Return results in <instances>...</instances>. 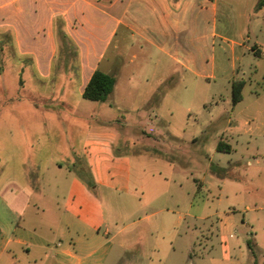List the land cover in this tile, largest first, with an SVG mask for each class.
I'll list each match as a JSON object with an SVG mask.
<instances>
[{"label":"crops","instance_id":"crops-1","mask_svg":"<svg viewBox=\"0 0 264 264\" xmlns=\"http://www.w3.org/2000/svg\"><path fill=\"white\" fill-rule=\"evenodd\" d=\"M257 2L0 0V31L11 32L19 61L31 62L34 92L42 93L43 79L53 73L52 61L57 51L55 19L61 18L62 28L76 49L74 68L66 75L64 88L68 90L67 98H72V91L78 96L80 104L75 108L83 117L91 116L84 106L87 104H83L87 99L82 97V92L95 69L124 79L128 64L138 59L144 64L151 63L152 70H160L166 78L172 77L178 69L195 77L204 76V68L198 71L194 62H207L209 40H228L225 33L217 31L226 28L224 23L231 28L252 25L264 34V3L257 8ZM229 45L234 53L239 43L231 40ZM130 50L132 52L127 55ZM247 50L263 59L264 39L254 41ZM236 68L238 73L240 65ZM17 69L24 74L21 63L17 64ZM249 70L251 75L257 72L252 63H249ZM59 73L61 71H54V75ZM261 79L264 90V71ZM232 80L235 79L229 81L230 86ZM19 84H24L22 78ZM126 88L117 89L115 77L108 98L102 102L92 101L99 103L94 109L103 114L106 109L123 104ZM35 97L29 101L38 111L36 103L41 96L35 94ZM7 98L6 101L11 99L9 94ZM32 116L39 120H0L6 122L10 146L0 151V264H106L114 236L101 195L91 190L130 195L129 155L116 149L113 152V134L104 131L105 128L89 127L80 139L79 120H66L67 129L63 132L62 128L58 129L60 120H47L42 113ZM236 131L237 135L247 134L239 125ZM79 147L84 165L80 161ZM254 151L255 156L260 155L256 145ZM82 168L90 171L89 180L82 176ZM212 175L225 180L215 171ZM91 180L94 185L89 188L85 182ZM192 180L197 187L188 204L180 205L181 200L176 199V210L160 209L173 217L172 236L186 216L197 220L206 216L202 213L206 200L197 198V191L204 187V179L192 175ZM229 225L228 221L219 219L218 231L225 259L230 257L234 237ZM251 239L248 240L254 246Z\"/></svg>","mask_w":264,"mask_h":264},{"label":"rangeland","instance_id":"rangeland-1","mask_svg":"<svg viewBox=\"0 0 264 264\" xmlns=\"http://www.w3.org/2000/svg\"><path fill=\"white\" fill-rule=\"evenodd\" d=\"M223 25L226 28L217 31L225 33L228 40L208 39L207 62H194L198 71L204 68V76L178 69L166 78L160 70L154 72L151 63L137 59L128 64L124 79L115 75L117 89L128 87L123 104L102 114L94 109L99 103L83 100L91 115L84 118L75 108L80 104L78 96L73 91L72 98L66 96V75L71 74L75 57L64 61L70 53H63L58 36L52 76L43 79L45 88L38 93L33 88L31 62L19 61L11 32L0 31V120H39L32 115L42 113L47 120H60L58 129L63 132L66 120H79L80 139L89 127L105 128L113 134V152L116 149L129 155L130 195L91 190L101 195L114 236L106 264H264V58L247 50L254 41L263 40L264 34L252 25ZM231 40L239 43L234 53ZM18 63L24 66V74L19 73ZM249 63L256 66L252 75ZM54 71L61 73L54 75ZM233 78L246 81L242 101L236 106L231 104L229 81ZM7 94L11 97L8 101ZM35 94L41 96L36 103L38 111L29 101ZM238 125L247 134L237 135ZM220 140L230 148L217 151ZM8 144L6 122H0V151L10 148ZM79 157L84 165L82 154ZM82 170L89 180L90 171ZM213 171L225 180L214 178ZM192 175L204 179L197 198L206 200L202 205L206 216L201 220L186 216L172 236L173 217L160 209L176 210V199L181 200L180 205L192 200L197 187ZM219 219L230 223L234 235L228 259L221 249ZM251 238L253 250L246 245Z\"/></svg>","mask_w":264,"mask_h":264},{"label":"trees","instance_id":"trees-1","mask_svg":"<svg viewBox=\"0 0 264 264\" xmlns=\"http://www.w3.org/2000/svg\"><path fill=\"white\" fill-rule=\"evenodd\" d=\"M264 0H258L257 2V8H259L261 5H263ZM55 30L56 35L58 36L60 40V48L65 54L67 51L70 53V56H67L65 54L64 61L67 63L68 58L75 57L76 55V49L74 45L72 44L71 40L68 38L66 32L62 28V20L61 18L57 17L55 19ZM69 58V59H70ZM72 60V59H71ZM72 65V64H70ZM74 68V66L72 65ZM115 84V77L114 75L110 73H106L102 70L95 69L89 80L87 81L86 85L84 86L82 97L84 99L90 100V101H105L110 93L113 90ZM245 84L244 79H235L231 81V104L235 105L242 99L241 90ZM217 150L222 151L229 148L228 144H224L221 140L217 143ZM89 188L93 187L94 183L91 180L90 182H85ZM247 247L250 250H253V243L250 240L246 241Z\"/></svg>","mask_w":264,"mask_h":264}]
</instances>
